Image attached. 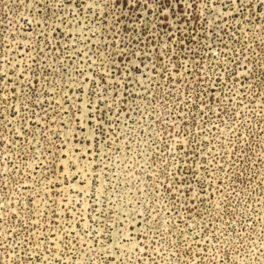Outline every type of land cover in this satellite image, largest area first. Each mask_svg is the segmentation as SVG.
Returning <instances> with one entry per match:
<instances>
[{"label": "rangeland", "instance_id": "obj_1", "mask_svg": "<svg viewBox=\"0 0 264 264\" xmlns=\"http://www.w3.org/2000/svg\"><path fill=\"white\" fill-rule=\"evenodd\" d=\"M0 264H264V0H0Z\"/></svg>", "mask_w": 264, "mask_h": 264}]
</instances>
